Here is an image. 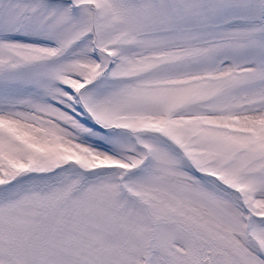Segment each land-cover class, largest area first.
I'll list each match as a JSON object with an SVG mask.
<instances>
[{
	"label": "snow or ice",
	"instance_id": "6c2138e0",
	"mask_svg": "<svg viewBox=\"0 0 264 264\" xmlns=\"http://www.w3.org/2000/svg\"><path fill=\"white\" fill-rule=\"evenodd\" d=\"M0 264H264V0H0Z\"/></svg>",
	"mask_w": 264,
	"mask_h": 264
}]
</instances>
